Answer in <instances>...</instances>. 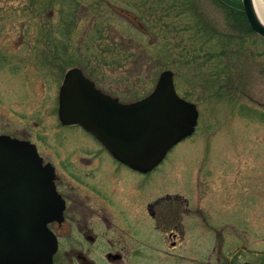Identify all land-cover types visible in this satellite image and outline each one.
Masks as SVG:
<instances>
[{
  "label": "rangeland",
  "instance_id": "obj_1",
  "mask_svg": "<svg viewBox=\"0 0 264 264\" xmlns=\"http://www.w3.org/2000/svg\"><path fill=\"white\" fill-rule=\"evenodd\" d=\"M239 4L0 0V135L30 141L53 161L86 151L108 160L79 126L59 124L65 73L79 67L97 88L131 103L169 70L178 95L196 105L198 124L153 171L147 200L175 194L187 203L186 211L180 204L182 255L264 252V40ZM131 187L139 204L145 189ZM228 253L213 252V264Z\"/></svg>",
  "mask_w": 264,
  "mask_h": 264
},
{
  "label": "water",
  "instance_id": "obj_2",
  "mask_svg": "<svg viewBox=\"0 0 264 264\" xmlns=\"http://www.w3.org/2000/svg\"><path fill=\"white\" fill-rule=\"evenodd\" d=\"M240 3L248 26L264 40L252 0ZM57 115L62 125L81 126L117 161L142 173L191 136L198 120L196 105L178 96L169 70L148 96L123 104L71 68L59 87ZM52 177L33 144L0 135V264H53L57 241L47 224L61 221L64 205Z\"/></svg>",
  "mask_w": 264,
  "mask_h": 264
},
{
  "label": "flooded vegetation",
  "instance_id": "obj_3",
  "mask_svg": "<svg viewBox=\"0 0 264 264\" xmlns=\"http://www.w3.org/2000/svg\"><path fill=\"white\" fill-rule=\"evenodd\" d=\"M99 148L108 160L103 153L86 151L57 154L53 161L38 151L42 166L52 173L55 191L64 205L61 221L47 225L57 241L53 264H180V261L213 264V252H229L217 257L221 264H264L260 260L264 252L247 253L250 258L237 254L248 251L245 248L220 251L213 248L200 256L197 252L180 254V204H185L186 211L187 203L175 194L147 200L149 177L165 158L153 170L142 173L114 159L100 144ZM131 186L146 190L139 204L132 202L136 194ZM159 238L161 244L169 246L167 250H160ZM240 256L242 262L238 260Z\"/></svg>",
  "mask_w": 264,
  "mask_h": 264
},
{
  "label": "bare ground",
  "instance_id": "obj_4",
  "mask_svg": "<svg viewBox=\"0 0 264 264\" xmlns=\"http://www.w3.org/2000/svg\"><path fill=\"white\" fill-rule=\"evenodd\" d=\"M259 20L264 24V0H252Z\"/></svg>",
  "mask_w": 264,
  "mask_h": 264
},
{
  "label": "trees",
  "instance_id": "obj_5",
  "mask_svg": "<svg viewBox=\"0 0 264 264\" xmlns=\"http://www.w3.org/2000/svg\"><path fill=\"white\" fill-rule=\"evenodd\" d=\"M238 8H240V9H241V4H239ZM240 13H241L240 15H243V13H242V11H241V10H240ZM246 25H247V24H246ZM249 29H250V28H249ZM52 55L54 56V54H52ZM53 56H52V57H53Z\"/></svg>",
  "mask_w": 264,
  "mask_h": 264
}]
</instances>
